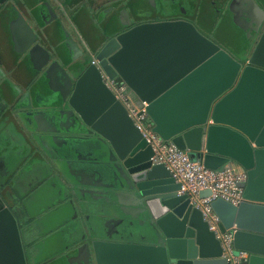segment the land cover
<instances>
[{"label":"water","instance_id":"1","mask_svg":"<svg viewBox=\"0 0 264 264\" xmlns=\"http://www.w3.org/2000/svg\"><path fill=\"white\" fill-rule=\"evenodd\" d=\"M2 17L21 30L15 34L17 54L7 58L0 46V65L11 70L30 63L49 86L58 74L60 82L65 76L59 120L66 125L59 132L72 135L73 145L92 143L93 153L106 157L104 184L73 190L68 202L81 233L72 247V261L233 264L201 211L187 194L178 193L180 183L165 165L152 162L151 146L104 83L103 71L126 84L161 139L207 168L235 163L245 171L246 179L239 184L243 200L232 204L217 198L211 207L220 220L219 230H233L234 251L248 253L236 264H264V29L243 64L188 20L143 21L112 36L92 21L98 63L84 64L78 75H69L51 59L56 47L40 43L43 38L16 0H0ZM68 43L71 53L77 51L75 61L83 52L75 42ZM209 194L207 189L199 192L200 197ZM9 205L0 195V264H27Z\"/></svg>","mask_w":264,"mask_h":264},{"label":"crops","instance_id":"2","mask_svg":"<svg viewBox=\"0 0 264 264\" xmlns=\"http://www.w3.org/2000/svg\"><path fill=\"white\" fill-rule=\"evenodd\" d=\"M84 3L86 0L79 6H67L66 0H16L33 30L38 34L58 35L57 42L67 56L71 49L68 40L91 49L94 43L91 34L87 31L86 36L83 31L86 26L81 10ZM48 4L51 13H40L38 9L44 5L47 10ZM85 6L89 10L88 5ZM94 15L96 23L102 26L101 11ZM0 21V46L10 52L16 48L15 34L21 29L13 27L8 18L2 17ZM64 68L67 70V65ZM59 79L60 76L52 79L49 86L39 75H22L20 70L12 72L0 65V105L6 107L0 108V190L28 224L34 241L29 251L33 263L50 257L71 236L67 235V229L75 215L67 201L70 187H100L105 181L106 157L93 153L92 143L82 140L76 144L79 149L69 146L64 153L65 150H53L56 144L48 142L53 137L36 135L49 128L57 134L54 137L57 140L66 137V133L59 132V127L66 125L64 119L59 120L62 110L59 104L65 95L67 78L63 76L61 82ZM4 98L15 103L12 112ZM232 165L237 171L241 170L236 164Z\"/></svg>","mask_w":264,"mask_h":264},{"label":"flooded vegetation","instance_id":"3","mask_svg":"<svg viewBox=\"0 0 264 264\" xmlns=\"http://www.w3.org/2000/svg\"><path fill=\"white\" fill-rule=\"evenodd\" d=\"M128 1L129 0H86V3L84 4L88 5L89 7L91 20L95 21L96 26H98L99 30L106 36L109 32L114 31L115 33H118L136 23L143 21L184 19L191 21L201 33L208 36L219 45L227 49L237 60H240L243 64L247 63L246 61L248 60L249 54L252 51L255 43L257 42L262 30L264 29V0H144L148 6L146 7V10L144 7L140 6L142 0H132L131 5L135 6L143 15L142 19L137 20L133 18L132 10H129L127 6H124L128 3ZM38 10L40 11V13L46 12L44 5H42L41 9ZM97 11H101V19L104 18V24L102 26L99 23H96L94 12ZM125 15H127V18H125ZM111 20L116 22L117 24L113 23L110 28L106 29L105 26L108 25ZM202 23L204 26H207L208 29L204 28ZM115 33H113L112 35H114ZM36 34L39 37L43 38V42L40 41V43L43 44L46 48L50 49L51 44L56 47V53L52 52L53 56L51 57V59L57 60L60 65H64V67L65 65H67L66 72L69 75H71L70 73L75 74L74 66L77 63H92V58H95V50H92L86 45L82 44V46H80L76 43L79 49L82 50L83 55L75 61H72V57L77 54V51L74 53L70 52V54L67 56V52L60 49V42L58 43L57 41H53L48 33L44 32V34ZM97 36L99 40V34L95 32L94 37L97 38ZM63 48L65 49L66 47L63 45ZM231 48L240 51L241 55L234 53L235 50L232 51ZM16 50L17 47L10 52L6 51L5 53L7 54V58H9L8 56L10 55V53H16ZM88 54H91V59L87 60V58H89ZM23 57H25V55L21 56V60ZM35 66V68L37 69V65ZM18 70H20V74L22 75L32 74L35 75V77L40 73L38 72V74H34L36 72H33L31 64H24L23 62L12 68V72ZM31 80L29 81L31 82ZM3 100L6 101L5 98ZM8 104L10 106H7ZM13 105H15V103L13 104L6 101V106L11 112L13 111ZM2 107L3 106L0 105V108ZM5 108L6 107L2 109ZM20 111L18 110L17 112ZM14 115L15 117H17L16 113ZM36 135L38 137L42 136L44 138L53 137L52 140L48 139V142L55 143L56 145L58 143V146H52L53 150L57 152H62L65 150V153L67 151L65 148H63L64 144L73 145V143H71L72 141L68 137L69 133H66L65 135L67 138L63 137V139L61 140H57V138H54L55 136H57V134H55V132H53L49 128L45 131H39V133L36 132ZM78 146L73 145L71 147L73 149L76 148L77 150L80 148H77ZM88 188H93V186ZM70 189L71 193L69 196L70 198L67 200L68 202L72 201L73 190L87 188H81L72 185ZM0 195L5 199V201L8 202V200H6V195L2 194V190H0ZM9 207L13 211L18 221L27 264H78V261L71 260L73 256H71L72 247L81 238L79 225L76 222L77 217H73L72 223H70V225L68 226L67 235L71 236L70 238L68 237L66 243H64L61 247L54 251V253L51 254V256L47 259L42 260L38 263H33L30 259L29 251L34 244V241L27 226L28 224L20 216V214L16 212L15 208L12 205H9ZM24 227H27L26 232L29 234L28 240L31 241H29V245H26L25 234L27 235V233L25 232ZM69 258L71 261H69Z\"/></svg>","mask_w":264,"mask_h":264},{"label":"built area","instance_id":"4","mask_svg":"<svg viewBox=\"0 0 264 264\" xmlns=\"http://www.w3.org/2000/svg\"><path fill=\"white\" fill-rule=\"evenodd\" d=\"M91 62L98 63L94 57ZM101 74L104 83L125 106L134 124L151 146L153 150L152 162L165 165L176 182L180 183L178 193L187 194L190 203L201 211L209 229L214 231L220 240L223 253L227 259L233 264L245 259L247 252L234 251L232 246L233 230H226L225 232L219 230L220 220L211 207V202L217 198L232 204H238L243 200L242 187L239 184L246 179L245 171L242 169L237 171L232 163L216 169L207 168L200 160L192 159L186 150L179 149L169 140L161 139L151 130V124L144 108L139 107L134 102L126 84L118 77L110 78L103 71ZM206 189L210 190V194L200 197L199 192Z\"/></svg>","mask_w":264,"mask_h":264},{"label":"trees","instance_id":"5","mask_svg":"<svg viewBox=\"0 0 264 264\" xmlns=\"http://www.w3.org/2000/svg\"><path fill=\"white\" fill-rule=\"evenodd\" d=\"M82 2H83V0H66V5H67V6H79ZM131 4H132V0H129L128 3H127L126 5H124V6H127V7L129 8V10H132V13H133L132 16H133V18H134L135 20H137V19H142V18H143L142 13H140V11H139L135 6H133V5H131ZM140 6L144 7L145 10H146V7H148V6H147V3H146L144 0H142V3L140 4ZM81 10H82V12L84 13V16H83L82 21H83V23L86 25V26H85V29H84L83 31L85 32L86 36H88L87 31L89 32V34H91V33H90L91 26H92V20H91V18H90L91 16H90V14H89V10L87 9V7H86L85 5L82 6ZM113 23L115 24L116 22H114V21L111 20V21L109 22V24L105 26V28H106V29L110 28L111 25H113ZM116 24H117V23H116ZM202 25H203V23H202ZM203 27L208 29L207 26H204V25H203ZM209 29H210V28H209ZM114 30H115V29H114ZM208 31H210V30H208ZM49 36H51V39H52L53 41H58V40H57L58 35L56 36L55 34L50 33ZM107 36H108V34H107ZM93 40H94V39H93ZM91 45H92V46H91V47H92V50H96V49H97V43H96L95 41H94V43H92ZM231 50H232V51L235 50L234 53H237L238 55H241V52L238 51L237 49L231 48ZM84 64H85V62H84V63H77V64L74 66V70H75V74H76V75H78V74L80 73V71L83 69Z\"/></svg>","mask_w":264,"mask_h":264},{"label":"rangeland","instance_id":"6","mask_svg":"<svg viewBox=\"0 0 264 264\" xmlns=\"http://www.w3.org/2000/svg\"><path fill=\"white\" fill-rule=\"evenodd\" d=\"M46 11H47V10H46ZM45 13H47V12H45ZM115 31H116V30H115ZM113 33H115V32H114V31L109 32V33H108V36H111ZM88 55H89V56H88L89 58H87V60H88V59H91V54H88ZM24 230H25V232H26L27 227H24ZM25 232H24V233H25ZM26 233H27V232H26ZM28 238H29V234L27 233V235L25 234L26 245H29L30 242H31L30 240H28ZM32 239H33V238H32ZM29 241H30V242H29Z\"/></svg>","mask_w":264,"mask_h":264}]
</instances>
